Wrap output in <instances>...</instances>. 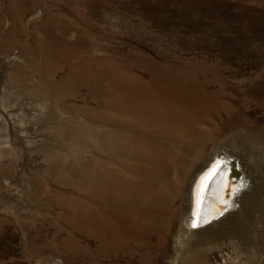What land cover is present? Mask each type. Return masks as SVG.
Returning a JSON list of instances; mask_svg holds the SVG:
<instances>
[{
    "label": "rangeland",
    "instance_id": "rangeland-1",
    "mask_svg": "<svg viewBox=\"0 0 264 264\" xmlns=\"http://www.w3.org/2000/svg\"><path fill=\"white\" fill-rule=\"evenodd\" d=\"M1 60L0 264H264V0H0ZM223 147L263 194L200 244Z\"/></svg>",
    "mask_w": 264,
    "mask_h": 264
},
{
    "label": "bare ground",
    "instance_id": "bare-ground-1",
    "mask_svg": "<svg viewBox=\"0 0 264 264\" xmlns=\"http://www.w3.org/2000/svg\"><path fill=\"white\" fill-rule=\"evenodd\" d=\"M4 63L5 62L3 60H1V65H2L1 67L2 68L4 67ZM8 63H9V61H8ZM4 68L0 72V126L1 127H3L5 125V123H6V121H5L6 119L5 118L7 117L8 113L12 114L13 112H15V109L12 112H9V110L7 111L6 109L3 108V104H2L3 95L2 94H3V78H4V75H5ZM136 80L138 81V79H136ZM6 106H4V107H6ZM11 108H13V107H11ZM116 116H119V115H116ZM0 148H1V144H0ZM228 150L224 149V147L223 148H217L214 151V153L212 154V156L209 157V159H208L209 161H207L202 166L201 169L199 168L198 171H196V173L194 174L193 179H192V181L190 183L189 189H188L187 209H186L185 214L183 216V222H184V226H185L186 231H187L188 234H190V235L196 234L197 236H199V242L198 243H200V244L201 243L203 244L204 242H206L208 240H214L215 238L216 239L217 238L220 239L222 237H234V236H237L240 233V231H241L240 229H242L244 227V223L243 222H245V219H247V217L249 215V212L252 209H255L254 208L255 204L261 200V197H262V194H263V188L261 190L258 189L256 191L254 190L253 192L251 191L252 193L251 192L248 193L249 185H250V182H251L250 179H249L250 174H249V176H248V174H246V171H245V168H244L243 161H242L241 157L239 158V155H236L237 153H234L233 151L231 152V151H228ZM222 154H228V155H230L232 157L233 156L237 157V159L239 160L240 166H242V168L244 169V177L240 181V183H238V185L236 187V192H235V190L232 191V193L233 192H235V193H233V194L231 193L230 194V198L228 197L229 200L227 202V205L224 207V209L222 211V213H224L223 216L220 217L218 220L213 221L211 224H209V225H207L205 227H202L200 229H194L192 227V225H193V217H194V214H195V208H196L197 200L200 197L199 193H200L201 189L204 186V180L206 179V172L208 171V169H210V167L215 162V160ZM136 196H137V194H136ZM203 197H204V194H203ZM208 200H209V198H208ZM224 201H225V199H224ZM260 206H261V204H260ZM130 218H132V217H130ZM183 222H182V224H183ZM112 239H113V237H112Z\"/></svg>",
    "mask_w": 264,
    "mask_h": 264
},
{
    "label": "water",
    "instance_id": "water-1",
    "mask_svg": "<svg viewBox=\"0 0 264 264\" xmlns=\"http://www.w3.org/2000/svg\"><path fill=\"white\" fill-rule=\"evenodd\" d=\"M243 177L244 169L237 157L222 154L215 160L206 172L204 186L199 193L193 217L194 229L205 227L223 216L222 211L230 194L234 190L236 192V187Z\"/></svg>",
    "mask_w": 264,
    "mask_h": 264
}]
</instances>
